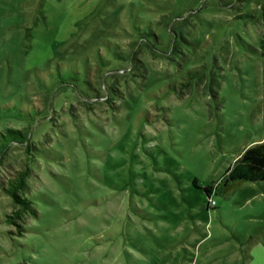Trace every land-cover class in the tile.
I'll list each match as a JSON object with an SVG mask.
<instances>
[{"label":"rangeland","instance_id":"1","mask_svg":"<svg viewBox=\"0 0 264 264\" xmlns=\"http://www.w3.org/2000/svg\"><path fill=\"white\" fill-rule=\"evenodd\" d=\"M262 8L0 0V177L37 210L14 234L0 186V264H264V181L220 184L264 139Z\"/></svg>","mask_w":264,"mask_h":264},{"label":"trees","instance_id":"2","mask_svg":"<svg viewBox=\"0 0 264 264\" xmlns=\"http://www.w3.org/2000/svg\"><path fill=\"white\" fill-rule=\"evenodd\" d=\"M261 19L264 21V8L261 10ZM261 52L264 53V32L260 41ZM27 133L19 129L8 128L0 137V167L3 165L6 149L11 142L23 144ZM7 140V141H6ZM29 142L26 144V151L30 150ZM28 167L3 172L0 177L2 191L12 200V210L5 217V222L14 226V234L21 235L25 231L28 216H36L37 210L34 202L28 195ZM243 181L259 182L264 181V139L245 148L237 159L225 171V176L220 184L225 189ZM207 196L210 194L211 186L204 187ZM12 233V231H10Z\"/></svg>","mask_w":264,"mask_h":264}]
</instances>
